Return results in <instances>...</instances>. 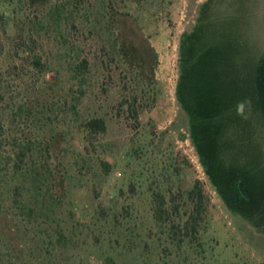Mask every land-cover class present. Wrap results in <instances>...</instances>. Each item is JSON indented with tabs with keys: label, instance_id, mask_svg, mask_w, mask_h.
Returning <instances> with one entry per match:
<instances>
[{
	"label": "rangeland",
	"instance_id": "1",
	"mask_svg": "<svg viewBox=\"0 0 264 264\" xmlns=\"http://www.w3.org/2000/svg\"><path fill=\"white\" fill-rule=\"evenodd\" d=\"M198 20L200 44L230 98L254 97L258 80L264 85V0H0L7 131L32 127L24 114L12 122L21 106L71 107L78 81L70 68L89 63L79 114L34 129L46 139L57 134L51 163L67 176L59 264H264V223L227 208L176 98L181 40ZM238 107L226 166L264 185V116L248 102ZM198 187L205 208L194 232Z\"/></svg>",
	"mask_w": 264,
	"mask_h": 264
},
{
	"label": "trees",
	"instance_id": "2",
	"mask_svg": "<svg viewBox=\"0 0 264 264\" xmlns=\"http://www.w3.org/2000/svg\"><path fill=\"white\" fill-rule=\"evenodd\" d=\"M207 4L208 1L200 12ZM199 28L198 20L191 33H186L181 40L176 98L188 118L190 138L205 173L227 208L250 221L264 223L263 183L257 181V175L250 170L237 165L226 166L227 158L223 156L231 140L228 136L236 131L232 129L235 124L232 126L230 116L234 115L237 120L242 118L240 103L248 102L264 116V85L258 80L254 97L231 99L227 86L214 70L215 63L209 59L212 51L200 44ZM37 62L42 64L41 59L35 57L34 64ZM70 70L73 81H78V89L72 90V105L67 110L55 109L56 104L39 103L34 113L29 106L25 110L21 106L12 122L24 114L27 121L31 119L32 127H28V132L7 131L6 121L0 117V264H59L53 253L57 251L56 245L67 237L68 220L63 209L68 194L67 176L61 175L60 179L51 163L50 142L57 134L46 139L34 129L43 130L47 122L52 123L54 119L62 123L66 114H79L89 63L83 59ZM130 108L131 115L137 119L138 110L134 105ZM235 127L240 130L241 126ZM193 197L197 200L196 219L192 223L195 232L205 208L199 187ZM260 225L255 224L257 228Z\"/></svg>",
	"mask_w": 264,
	"mask_h": 264
},
{
	"label": "water",
	"instance_id": "3",
	"mask_svg": "<svg viewBox=\"0 0 264 264\" xmlns=\"http://www.w3.org/2000/svg\"><path fill=\"white\" fill-rule=\"evenodd\" d=\"M240 111H242V107H240Z\"/></svg>",
	"mask_w": 264,
	"mask_h": 264
}]
</instances>
